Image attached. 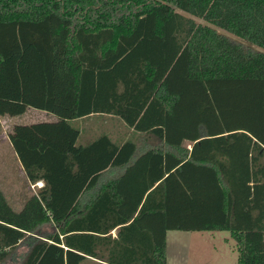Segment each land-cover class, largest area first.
Returning <instances> with one entry per match:
<instances>
[{"label": "trees", "instance_id": "trees-1", "mask_svg": "<svg viewBox=\"0 0 264 264\" xmlns=\"http://www.w3.org/2000/svg\"><path fill=\"white\" fill-rule=\"evenodd\" d=\"M211 26L264 50V0H0V117L57 119L7 134L44 185L19 212L0 189V264H167L169 231L264 264V53ZM93 115L134 138L76 145Z\"/></svg>", "mask_w": 264, "mask_h": 264}, {"label": "rangeland", "instance_id": "rangeland-1", "mask_svg": "<svg viewBox=\"0 0 264 264\" xmlns=\"http://www.w3.org/2000/svg\"><path fill=\"white\" fill-rule=\"evenodd\" d=\"M178 12L192 19L195 23L209 25L201 19L192 17L181 11ZM211 27L217 33L228 38L230 42L239 44L245 50L264 53V50L251 43L222 29ZM46 121H56V118L52 114L33 109H28L26 113L17 117H0V144L15 125H28L34 122ZM79 122H81L84 128L90 125L93 128L96 127L98 135L108 133L114 139L125 138L129 132L120 121L113 118L94 117ZM79 124L74 123V125ZM7 147L9 146L1 148L3 153L0 156V189L8 205L15 212H19L28 198L37 190L34 189V192L31 189V191L29 190L30 182L24 170L22 169L21 171L13 156V151L11 149H8V152L6 151ZM26 252L27 247L25 245L20 246L16 251L15 257L5 264H20ZM166 257L167 264H238L239 252L230 234L225 231H169L166 235ZM82 264L95 263L86 261Z\"/></svg>", "mask_w": 264, "mask_h": 264}, {"label": "crops", "instance_id": "crops-1", "mask_svg": "<svg viewBox=\"0 0 264 264\" xmlns=\"http://www.w3.org/2000/svg\"><path fill=\"white\" fill-rule=\"evenodd\" d=\"M28 109H31V108H28ZM27 109V110H28ZM26 110V111H27ZM33 110H35V109H33ZM37 111H39V110H37ZM41 112H44V111H41ZM26 113V112H25ZM45 113H47V112H45ZM50 114V113H49ZM55 117V116H54ZM94 117H108V118H113V119H117L118 121H120L128 130H129V132L127 133V136L125 137V138H121V139H114L113 138V136L112 135H110V134H108V133H101V134H99L98 135V130H97V128L96 127H92V125H90V126H86L85 128L81 125V122H79V121H81V120H85V119H89V118H94ZM56 118V117H55ZM56 121H57V119H56ZM56 121H46V122H34V123H30V124H28V125H31V124H37V123H53V122H56ZM74 123H80L79 125H74ZM70 124H71V126L72 127H74L75 129H77L78 130V132H79V135H78V138H77V141H76V145H81V146H85V145H87V144H89V143H91L92 141H94L95 139H97L99 136H101V135H107L111 140H112V142H114V143H116V144H118V145H120V144H122V143H124V142H126V141H128V140H131V139H133V131L132 130H130L119 118H117V117H113V116H110V115H93V116H90V117H86V118H80V119H77V120H73V121H71L70 122ZM16 126V125H15ZM9 146V147H7L6 148V151L8 152V149H11V151H13L12 153H13V156L15 157V159H16V161H17V163H18V165H19V167H20V169H21V171H22V167H21V165L19 164V162H18V160H17V158H16V155H15V152H14V150H13V148H12V146H11V144H10V142H9V140H8V137L6 136L5 137V140L4 141H2V143L0 144V156H1V154L3 153L2 151H1V148L2 147H5V146ZM2 146V147H1ZM5 153V152H4ZM111 176V175H110ZM43 185H44V183L42 182V181H40V182H37V183H35V184H30V188H29V190L31 189L32 191L34 190V189H36L37 191L40 189V188H42L43 187ZM30 190V191H31ZM36 191V192H37ZM34 192V191H33ZM36 192H34L33 194H35Z\"/></svg>", "mask_w": 264, "mask_h": 264}]
</instances>
